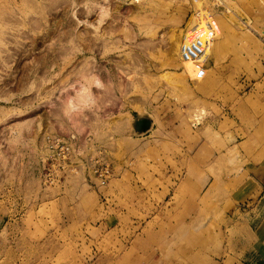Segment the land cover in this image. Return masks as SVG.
<instances>
[{"label": "rangeland", "instance_id": "374dc122", "mask_svg": "<svg viewBox=\"0 0 264 264\" xmlns=\"http://www.w3.org/2000/svg\"><path fill=\"white\" fill-rule=\"evenodd\" d=\"M263 116L264 0H0V264H239Z\"/></svg>", "mask_w": 264, "mask_h": 264}, {"label": "built area", "instance_id": "2783aa9c", "mask_svg": "<svg viewBox=\"0 0 264 264\" xmlns=\"http://www.w3.org/2000/svg\"><path fill=\"white\" fill-rule=\"evenodd\" d=\"M47 146L50 155L43 171L45 184L54 185L65 176L77 173L82 168V163L79 161L84 159L78 158L83 157V154L70 140L52 134L47 138ZM88 160L92 165L90 181L100 186L107 184L112 176L109 164L100 155H90Z\"/></svg>", "mask_w": 264, "mask_h": 264}, {"label": "crops", "instance_id": "0c3cea01", "mask_svg": "<svg viewBox=\"0 0 264 264\" xmlns=\"http://www.w3.org/2000/svg\"><path fill=\"white\" fill-rule=\"evenodd\" d=\"M182 46L180 48V53L182 57ZM211 64V63H210ZM216 65V63H214ZM201 69L203 70H212V65H202ZM262 125H264V116L261 119ZM238 139V137H235ZM243 142V141H242ZM237 144L232 145L231 149L233 150ZM259 169L255 171L254 176L259 180L264 181V161L259 164ZM250 174V173H249ZM246 177L243 179L245 180ZM246 188L249 185L248 178L246 179ZM250 184L255 185L252 180ZM199 190L198 200H200L201 193L200 187H197ZM193 208H199V205L196 201H194ZM248 218H243L236 225L235 235L237 236L236 240V250L237 254H239V264H264V194L257 201L256 207L250 209L248 213H245ZM244 221H247L248 224H245ZM250 228V229H248ZM254 228V229H253Z\"/></svg>", "mask_w": 264, "mask_h": 264}, {"label": "water", "instance_id": "95a60500", "mask_svg": "<svg viewBox=\"0 0 264 264\" xmlns=\"http://www.w3.org/2000/svg\"><path fill=\"white\" fill-rule=\"evenodd\" d=\"M151 122L150 120L143 119L136 122V128L138 131H144L150 128Z\"/></svg>", "mask_w": 264, "mask_h": 264}, {"label": "bare ground", "instance_id": "6f19581e", "mask_svg": "<svg viewBox=\"0 0 264 264\" xmlns=\"http://www.w3.org/2000/svg\"><path fill=\"white\" fill-rule=\"evenodd\" d=\"M86 41H87V40H86ZM197 116H198V115H195V114H194V117H197ZM196 119H197V118H196Z\"/></svg>", "mask_w": 264, "mask_h": 264}]
</instances>
